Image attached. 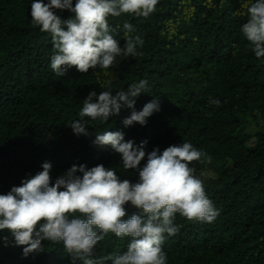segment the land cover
I'll return each instance as SVG.
<instances>
[{"label":"trees","instance_id":"trees-1","mask_svg":"<svg viewBox=\"0 0 264 264\" xmlns=\"http://www.w3.org/2000/svg\"><path fill=\"white\" fill-rule=\"evenodd\" d=\"M32 3L0 0V194L41 171L44 162L52 165L53 181L73 165L102 164L135 183L137 173L123 172L118 154L93 144L95 133L119 131L137 146L146 141V152L190 142L212 158L190 166L219 215L196 223L177 214L179 231L162 245L167 264H264V58L255 57L241 33L242 0H212L213 7L206 0H159L146 20L109 17L110 26H120L113 35L121 47L123 23L133 25L131 35L144 40L142 55L116 57L108 76L103 69L82 74L73 67L63 77L50 68L51 38L33 26ZM109 79L110 89L104 85ZM140 80L150 91L133 109L122 106L106 123L85 117L87 136L68 126L80 119L89 92L115 94ZM157 98L160 111L144 126H124L133 110ZM251 122L259 127L254 132L246 130ZM125 207L126 218L138 212ZM5 235L0 264H71L62 244L42 241L44 251L25 257ZM128 243L109 234L94 252L122 254Z\"/></svg>","mask_w":264,"mask_h":264},{"label":"clouds","instance_id":"clouds-1","mask_svg":"<svg viewBox=\"0 0 264 264\" xmlns=\"http://www.w3.org/2000/svg\"><path fill=\"white\" fill-rule=\"evenodd\" d=\"M159 0H33L30 9L34 27L51 38L53 55L50 68L58 77L75 68L86 74L90 69H108L116 57H137L144 45L140 36H133L132 24L122 25L121 47L108 23L109 17L128 15L148 19ZM213 7L212 0H206ZM246 22L241 33L257 59L264 58V0H242ZM67 11L62 19L58 12ZM192 11H195L193 9ZM111 87V80H105ZM150 91L148 82L140 80L127 90L112 94L110 90L89 92L79 112L80 119L68 126L77 136H87L88 121L106 123L118 115L122 106L133 109L135 99ZM211 104L220 105L219 100ZM160 111L159 100L146 103L142 110H133L124 119L125 127L144 126L153 113ZM146 141L135 145L125 141L119 131L95 133L93 144L110 147L121 158L122 170L137 173L135 183L121 179L116 168L100 164L71 166L54 181L52 165L44 162L42 170L26 177L20 186L0 194V233L11 237L14 245L23 248V256L44 251L42 241L62 244L71 264H167L163 251L165 237L177 234L176 216L189 222L211 223L219 210L208 198L203 181L190 165L195 161L211 162V156L196 149L190 142L170 145L162 152L154 148L146 152ZM143 161V164H142ZM142 164V166H141ZM126 205L138 212L127 217ZM109 234L129 243L122 254L95 255L97 244Z\"/></svg>","mask_w":264,"mask_h":264},{"label":"rangeland","instance_id":"rangeland-1","mask_svg":"<svg viewBox=\"0 0 264 264\" xmlns=\"http://www.w3.org/2000/svg\"><path fill=\"white\" fill-rule=\"evenodd\" d=\"M258 128L259 127L256 126V124L254 122H251V123H248V126L246 127V130H249L251 132H254Z\"/></svg>","mask_w":264,"mask_h":264}]
</instances>
